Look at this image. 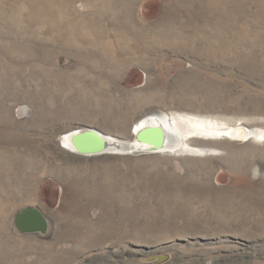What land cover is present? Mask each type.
Masks as SVG:
<instances>
[{
    "label": "rangeland",
    "instance_id": "1",
    "mask_svg": "<svg viewBox=\"0 0 264 264\" xmlns=\"http://www.w3.org/2000/svg\"><path fill=\"white\" fill-rule=\"evenodd\" d=\"M159 114L178 149L63 142ZM0 264H264V0H0Z\"/></svg>",
    "mask_w": 264,
    "mask_h": 264
},
{
    "label": "water",
    "instance_id": "2",
    "mask_svg": "<svg viewBox=\"0 0 264 264\" xmlns=\"http://www.w3.org/2000/svg\"><path fill=\"white\" fill-rule=\"evenodd\" d=\"M110 138L103 131L90 126H82L71 137L74 148L81 154L95 155L104 153ZM136 138L145 140L151 145L152 150H157L166 145L167 139L163 128L148 126L137 134ZM168 142L170 141L167 139ZM14 223L21 233H48L51 230V220L39 205H27L16 212Z\"/></svg>",
    "mask_w": 264,
    "mask_h": 264
},
{
    "label": "bare ground",
    "instance_id": "3",
    "mask_svg": "<svg viewBox=\"0 0 264 264\" xmlns=\"http://www.w3.org/2000/svg\"><path fill=\"white\" fill-rule=\"evenodd\" d=\"M104 44L106 47L107 44L106 43H104ZM205 51H207V49ZM172 117H175V116H172ZM175 119H176V117H175ZM189 122H191V121H189ZM148 126H155V127L160 126L161 128H163L167 139L170 140L168 142V140L166 139L165 140L166 145L164 147L158 149L159 151L165 150L166 152L167 151L170 152L172 150L178 149V148H176V146L178 144L176 131H177V127H180L179 122H176V125H175V122H173L171 116L165 115V114H159V115H151V116L143 117L142 119H140L135 124L133 132H132L133 134H132V137L130 139L125 140V139L110 138V140L107 144V148H106L104 153H106V152H111V153L112 152H119L120 153V152H127V151H133L134 152V151H138L139 148L140 149L141 148L146 149V150H149V149L152 150L151 145L147 141H145V140L139 141L136 138L137 134H139L141 129L148 127ZM168 130H171L173 134H169ZM133 138H135V139H133ZM63 142H64V145L67 147V149L71 150L72 152H76V149L74 148V146L72 145V143L70 141V133L64 135ZM151 152H155V151H151Z\"/></svg>",
    "mask_w": 264,
    "mask_h": 264
}]
</instances>
